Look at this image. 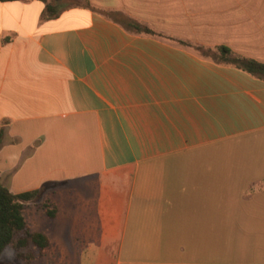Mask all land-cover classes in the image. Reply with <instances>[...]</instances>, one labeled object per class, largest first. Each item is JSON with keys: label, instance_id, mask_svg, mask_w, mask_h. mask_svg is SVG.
Masks as SVG:
<instances>
[{"label": "crops", "instance_id": "1", "mask_svg": "<svg viewBox=\"0 0 264 264\" xmlns=\"http://www.w3.org/2000/svg\"><path fill=\"white\" fill-rule=\"evenodd\" d=\"M218 48L264 64V0L0 1V182L45 186L42 257L264 264V78Z\"/></svg>", "mask_w": 264, "mask_h": 264}, {"label": "trees", "instance_id": "2", "mask_svg": "<svg viewBox=\"0 0 264 264\" xmlns=\"http://www.w3.org/2000/svg\"><path fill=\"white\" fill-rule=\"evenodd\" d=\"M0 1L10 2L22 0ZM41 1L51 3L60 0ZM100 13L136 34L160 35L148 27L131 20L120 12L100 11ZM51 16L46 15L45 17L48 18ZM217 51L236 67L251 75L264 78V64L239 57L225 48H218ZM44 189L45 186L39 190L14 195L0 182V256L7 247L12 246L16 252V258L19 261H24L26 264H34L38 258L42 257L43 251L48 248L50 244L48 237L43 233L32 232L24 217L25 203L35 201ZM46 213L50 218L54 217L53 211H47Z\"/></svg>", "mask_w": 264, "mask_h": 264}, {"label": "rangeland", "instance_id": "3", "mask_svg": "<svg viewBox=\"0 0 264 264\" xmlns=\"http://www.w3.org/2000/svg\"><path fill=\"white\" fill-rule=\"evenodd\" d=\"M67 5H73L69 2L66 3ZM200 51V50H197ZM42 203H39L37 205V208L39 211L42 210ZM33 209V207H27L25 210V216L28 218L30 216V212ZM30 220V219H29ZM37 227H33L32 229H39L40 231H44V233L48 234L50 239L55 245L61 244L65 245L67 240L72 237L74 234V231L76 229V226L70 223L68 220H62L59 219L58 221H50L49 219L45 217H41L37 223ZM64 228H68V232L64 233ZM71 256L68 258L70 261V264H74V261L76 262L79 260V257H75L74 253H69ZM73 255V256H72ZM0 264H26L24 261H19L16 258V252L13 249L12 246L7 247L2 255L0 256ZM34 264H60V258L56 255V252L54 253V256H43L42 258L37 259Z\"/></svg>", "mask_w": 264, "mask_h": 264}]
</instances>
